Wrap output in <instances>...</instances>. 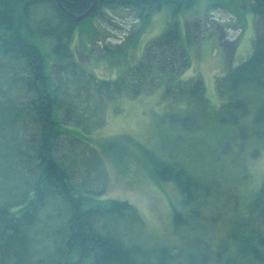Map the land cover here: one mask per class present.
Listing matches in <instances>:
<instances>
[{"label":"trees","instance_id":"1","mask_svg":"<svg viewBox=\"0 0 264 264\" xmlns=\"http://www.w3.org/2000/svg\"><path fill=\"white\" fill-rule=\"evenodd\" d=\"M141 1L102 0L101 5L130 7L147 23L162 3ZM195 3L177 2L172 20L147 42L141 58L108 79L84 70L75 60L71 40L78 22L60 15L55 4L0 0V264H264V178L242 229L232 228L211 248L209 243L201 245L197 236L176 247L128 244L113 222L135 219L137 209L126 200L97 199L101 190L77 186L73 175L69 149L81 140L79 128L88 127L87 110L93 107L99 113L104 101L159 86L168 107L164 120L170 124L196 132L215 119L228 128L217 143L222 153L229 152L235 140L254 139L264 146V13L256 18L250 55L216 77L221 104L212 117L202 77L183 78L191 64L187 44H196L203 33L214 34L205 18L193 17L185 22L186 38L182 36L177 12ZM36 37L50 38L49 61ZM129 40L135 35L113 47L108 43L99 57L135 46ZM224 47L225 57H230L234 49ZM141 148L152 178L173 182L191 215L197 216L202 181L177 161ZM251 153L257 155L258 149ZM54 200L62 205L59 225L41 249L36 227L41 211ZM190 221L174 211L179 228L190 226Z\"/></svg>","mask_w":264,"mask_h":264},{"label":"rangeland","instance_id":"2","mask_svg":"<svg viewBox=\"0 0 264 264\" xmlns=\"http://www.w3.org/2000/svg\"><path fill=\"white\" fill-rule=\"evenodd\" d=\"M252 2L196 0L181 19L178 16L184 39L186 28L181 21H190L207 12L205 19L209 28L213 23L221 22L230 37H235L234 42L237 40V47L230 57H225L227 50L219 44L215 33H203L196 39V44L193 40L187 44L191 64L183 78L202 77L212 117L221 104L215 90L216 77L224 75L228 68L246 59L252 51L256 32ZM108 9L107 17L100 18L101 28L97 29L87 21L74 31L71 48L75 60L84 70L92 71L100 78L112 79L141 58L147 42L162 33L173 16L172 8L165 5L151 13L146 26L142 27L140 22L134 21L131 10ZM111 15L116 16L113 19ZM106 18H112L111 21L117 24L124 23L125 32L107 24ZM238 24L244 29L239 36ZM111 32H124L128 39L135 35V40L128 41L135 46H127L120 54L110 52L99 57L103 48L107 50L105 45L108 43H104V39ZM35 42L49 61L52 58L50 38L36 37ZM109 44L113 47L116 43ZM104 102L99 113L93 107L87 110L91 119L88 127L78 130L81 140H75L69 149L70 162H73L77 186L101 190L95 196L97 199L126 200L137 209L135 219L113 222L117 233L128 244L176 247L197 236L201 245L209 243L214 248L232 228L242 229V221L248 218V207L264 178L263 143L254 139L244 143L235 140L232 149L222 153L217 143L228 128L220 126L215 119L207 128L203 126L196 132L170 124L164 120L168 107L162 97V86L137 96L121 95ZM96 121L99 124L95 126ZM141 146L162 158L177 161L202 181L197 216L191 215L190 205L183 203L181 192L173 182H156L152 178L149 160ZM254 148L258 149L255 156L251 153ZM175 210L191 219L190 226L179 228L174 224ZM60 211L62 205L57 200L50 201L41 211L39 229L36 227L37 247L42 249L53 239ZM39 255L44 256V252L40 251Z\"/></svg>","mask_w":264,"mask_h":264},{"label":"flooded vegetation","instance_id":"3","mask_svg":"<svg viewBox=\"0 0 264 264\" xmlns=\"http://www.w3.org/2000/svg\"><path fill=\"white\" fill-rule=\"evenodd\" d=\"M49 1H50V3L55 4L57 6V9L60 11L59 12L60 15L71 17L76 22H78V21L75 20V18H73V16L82 14L93 3V0H49ZM101 1L102 0H96L95 8L93 9V11L91 12V15L89 16V19H92V21H93V23H92L93 26H95L97 29L101 28L100 26H103L102 25L103 23L100 22L101 21L100 18L104 16V19H105V17H107V11L109 10L107 8H116V7H111L112 5L108 6L110 4H106L107 6L104 7L101 5ZM142 1H145V0H142ZM147 1L149 3L151 2L152 4H155V5L162 3L161 8L165 5H167V6L171 7L172 11H173L174 6L180 0H166L167 1L166 3L162 2L164 0H162V1L161 0H147ZM252 1L253 2L251 5V8H252V12H253L254 17L258 16V13H260V14L264 13V0H252ZM122 8L130 9L134 13V15H136L135 11L133 9H131L130 7H122ZM187 11H189V9H183V8L179 9L177 12V15L180 17L181 15H184ZM201 19L204 20V17L202 16ZM106 21H107V24H109L110 26L118 27V24H115L114 22H112L109 19L107 20V18H106ZM136 21L141 22V19L139 17H137ZM185 22L186 21L182 20V23L184 26L186 24ZM80 25L81 24H79V22H78V24L76 23L74 25V30H77V28ZM212 33H215L216 37L219 38V40L222 39L221 43H220L222 46L232 47L235 50V48L237 46L236 42H229V41L225 40L224 38H222L225 35V30H224V27L222 26V24L217 23V22L213 23V32Z\"/></svg>","mask_w":264,"mask_h":264},{"label":"water","instance_id":"4","mask_svg":"<svg viewBox=\"0 0 264 264\" xmlns=\"http://www.w3.org/2000/svg\"><path fill=\"white\" fill-rule=\"evenodd\" d=\"M95 4H96V0H93V3H92V5L85 11V12H83L82 14H80V15H75V16H73L76 20H82V19H84L85 17H87L88 16V14L93 10V8L95 7Z\"/></svg>","mask_w":264,"mask_h":264},{"label":"bare ground","instance_id":"5","mask_svg":"<svg viewBox=\"0 0 264 264\" xmlns=\"http://www.w3.org/2000/svg\"><path fill=\"white\" fill-rule=\"evenodd\" d=\"M107 6V5H106ZM108 6H111V5H108ZM102 9V8H101ZM108 9V8H107ZM105 10V9H104ZM103 12V11H102ZM105 12V11H104ZM105 15V14H104ZM108 20V19H107ZM101 22V21H100ZM228 28H230V27H228Z\"/></svg>","mask_w":264,"mask_h":264}]
</instances>
